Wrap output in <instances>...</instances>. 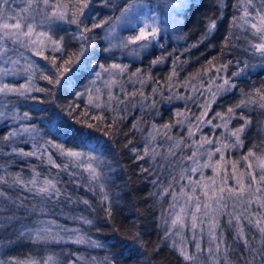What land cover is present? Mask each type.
Returning <instances> with one entry per match:
<instances>
[{"label": "trees", "instance_id": "obj_1", "mask_svg": "<svg viewBox=\"0 0 264 264\" xmlns=\"http://www.w3.org/2000/svg\"><path fill=\"white\" fill-rule=\"evenodd\" d=\"M75 2L76 0H61V5H69L70 11ZM124 2L125 0H111V4L117 5L114 9L111 4L105 7L102 0H92L85 14L99 23L109 16H118L119 7ZM161 2L173 6L177 0H146L152 7L156 5L159 8ZM251 5L248 0H188L183 8L174 11L175 25L171 29L174 35L166 34L161 37L153 46L143 50L136 61L119 60V54L114 50L108 53L103 51L109 47L105 35L110 25L88 33L85 56L65 75L75 85L73 92H84L92 85L93 68L100 71V64L105 67L112 63L127 65V70L119 78V85L126 88L127 95L114 99L110 104L104 103L97 108L88 103L89 96L76 97L59 87L55 89V96L35 91L28 98L18 95L2 98L5 101L0 103V112L9 107L8 109H20L23 114L29 113L30 125H35L38 129L37 135L41 143L53 140L65 150L85 152L89 151L90 146H96L99 151L108 149L104 153L105 163L98 165L103 173V192H100L79 183L74 177L70 178L67 172L48 163L47 155H51L56 164L67 162V158L57 148L45 144L49 153L32 163L31 158L20 154L21 150L30 152L28 148L18 146L13 136L4 139L13 132L11 126L6 122L0 124V177H3L0 192L4 193L0 196V260L4 264L9 261H19L20 264H32L36 261L44 264L48 257H52L55 264H193L192 261L183 259L167 233L165 218L169 198L164 196L167 186L160 175L158 162L153 159L148 148V140L151 135L164 129L165 125H170L167 130L180 125L179 118L185 112L175 109L173 102L180 85L191 86L197 83L206 87L215 81L222 83V77H230L232 72L238 70L235 62L239 59L246 61L249 67L242 76L232 78L235 87L216 98L207 119L216 126L220 117L224 120L232 118L234 130L241 126L244 128L241 132L242 155H248L250 150L257 156L264 154V108L260 107V103L264 101H260L256 93L257 89L264 92V61L258 55L253 56L249 45V42H259L252 35L254 30L250 25L239 26L245 8L254 17ZM213 21L215 28L208 32V25ZM92 22V19L85 21L88 27H91ZM76 31L75 24L65 21L58 22L50 30L54 39L64 38V51L44 52L49 60L37 56L36 88L51 87L41 78L40 69L50 70L53 56L60 63L70 53L79 50L81 42L72 39ZM160 56L165 57L163 62L153 65L152 61ZM229 61L232 63L226 71H217ZM242 66L241 64L240 67ZM174 68L177 75L172 76L169 81ZM137 69L141 70L140 74L134 76ZM149 76L151 79L146 78ZM140 79H144L143 84L137 82ZM145 87L147 89L143 93ZM249 94L256 102L236 107L241 100L249 99ZM33 96L37 99H31ZM69 103L76 106L73 115L77 119L85 113L93 117L103 116V121H94L100 125L99 131L95 128L84 129L86 133L91 131L94 137L100 138L99 145L96 140H92L90 146L82 147L81 139L85 138H70L62 133L58 134L60 125L82 127L75 124L68 115ZM229 108H233L231 116L228 114ZM216 113L221 116L217 117ZM113 119L116 120L114 126ZM105 131H112L113 135L105 136ZM211 131L212 128L207 127L202 133L209 136ZM145 148L149 149L147 154ZM132 149L136 151L133 152ZM137 155L144 158L138 159ZM32 169L34 172L37 169L42 179L59 173L57 186L62 195L48 197L38 194L35 189L29 191L33 187L31 184L25 187L23 183L15 182V177L19 176L27 183L32 176ZM104 193L107 200L104 199ZM84 201L88 203L85 204ZM81 217L91 220L92 224L84 223ZM48 220L63 225L68 222L73 225L78 223L83 227L82 232L87 239L96 240L102 246L88 249L74 243L35 240V230ZM222 231L226 234V252L234 264H249L250 261L257 263V259L254 260L256 255H259L264 264V251L259 249H264V243L252 239L249 227L244 229L243 238H238V235L233 238L226 226H222ZM136 233H139V243L131 239ZM245 239L248 240V246L245 245Z\"/></svg>", "mask_w": 264, "mask_h": 264}, {"label": "snow or ice", "instance_id": "obj_2", "mask_svg": "<svg viewBox=\"0 0 264 264\" xmlns=\"http://www.w3.org/2000/svg\"><path fill=\"white\" fill-rule=\"evenodd\" d=\"M41 2L43 5L47 8L50 7L51 11L49 14L46 15L45 19L48 20L49 25L51 26L52 23L56 21H65L69 24H75L77 31L73 34L72 39L79 40L80 48L75 53H70L68 55L67 59H62V62L57 63V58L53 56L51 58V66L52 68L49 69H40L41 72V78L46 80L48 84L51 86L48 89L44 88H36V89H30L29 87L25 85H21L19 88L10 86L9 84L5 83L0 85V94H7V93H17L20 96L27 97V93L29 91H39V92H46L49 96H55V89L57 87L61 89L67 90L70 94L81 97L85 94H88L89 99L88 103L93 104V96L92 92L93 89L86 88L84 92H73V88L75 85L72 83V80L69 76H66V73H69L70 69H72L73 65H78L81 62V58L85 56V53L87 52L86 42L88 41V33H91L94 29L97 28H104L105 25H110L108 32L105 35V39H109L112 37L113 33L116 32V28L118 25L123 24L127 29L131 30L134 34L123 38L119 44V47L121 48H129L130 45H136V48L131 49V53L139 56L140 53L146 49L150 44H152L154 41L158 39V37L161 34V28L159 26L158 21L160 20L159 16V7H152L148 3H146V0H125L122 7H119V15L118 16H109L103 20H101L99 23L95 22V20L90 17L86 16L85 10L89 8L90 4L92 3V0H76L75 4L71 5V10L69 11V5H64L63 9L60 4L56 5H50L49 0H23L24 7L17 10L16 8L11 7V5L14 3V0H0V56H7V53L9 49L5 47L6 42L11 41L13 45H19L20 47H23L25 49L31 50L34 55L36 56H42L45 60H49L48 56L44 55V49L50 44L52 46V49L54 52H61L64 51V38L60 37L59 39H54L53 36L49 32L44 31H37V28L39 27L33 21L35 20V17L31 15L33 10L39 11ZM105 7H109L111 4V0H102ZM248 3H251V0H248ZM111 6L115 9L117 5L111 4ZM167 7H172V4H167ZM185 4L183 3V0H177L175 7L177 8H183ZM83 18V19H82ZM92 19V25L91 27H88L85 23L86 20ZM111 22V23H110ZM43 23V22H41ZM234 25L236 24V20L234 18L233 21ZM244 25H250V28L254 31L252 32V35L258 39L259 42L252 43L249 42V45L252 49L253 56L258 55L262 61H264V12L257 11L255 17H251V14L248 12L247 8H245L244 16L240 18V24L239 26L243 27ZM215 28V22H211L208 25V32H211L212 29ZM227 42V40H226ZM90 46V45H89ZM195 47V45H193ZM112 45L109 44V47H106L103 49L104 52L108 53L111 52ZM247 51V49H246ZM22 55V53H21ZM11 58L9 57V60ZM165 59L164 56L157 57L155 60L152 61V64H159L162 63ZM179 58L177 57V60ZM18 61H12V63H17ZM175 63V61H174ZM232 63V61H229L228 64L222 65L220 69L217 71H226L228 66ZM237 69L236 71L231 73L230 77H222V83L219 84L216 87V92L212 93L213 99H215V96L217 93L224 91L227 92L231 88L235 87V83L233 81V77H240L244 74L245 70L249 67L248 63L246 61H240L239 59L236 60ZM243 65L240 67V65ZM33 65H29V69H31ZM100 71H95V68H93V72L95 74V79L91 81V84L95 85L96 80H100L103 73H108L110 77L115 75H122L127 70V65L122 64H116L112 63L105 67L104 64L98 65ZM29 69H26L25 71H28ZM113 70H117L114 72ZM140 69H137L136 73H133L134 76L140 74ZM6 72V70H5ZM46 72H50V74H46ZM177 75L175 68L173 69L172 75L169 77V81L172 79V76ZM147 79H151V77H146ZM30 79V78H29ZM137 82L143 84L144 79H140ZM117 81L115 79H109L105 80L104 84L106 87H111L112 85L116 84ZM155 92L156 89H153ZM193 91H196L195 88H193ZM95 92L99 93L100 89L95 88ZM257 95L260 98V101H264V92H261L260 90H256ZM135 95V93H133ZM31 99L36 100V97H31ZM112 99L111 92H109V100ZM96 100H99V96H96ZM44 102V101H41ZM254 103L256 102L251 98V95L249 94V99L247 100H241L239 104L236 105V107L241 106H247L248 103ZM101 105L99 103H95V107L99 108ZM74 104L69 103L67 106L68 108V115L72 117L75 124L82 125L81 128H74L72 125H60L58 126V134L62 133L64 136L70 137V138H85L81 139V146H90L92 140H96L97 145L100 144V138L94 137L92 135L91 131H88L87 133L84 131V129H96L97 131L100 130V125L97 123H94V121L100 120L103 121V116L100 117H93L88 116L87 113H85L80 118H76V116L73 115L75 112ZM207 107H210V105H206L205 109ZM260 107L264 108V103H260ZM41 111H45L44 109H41ZM233 113V108L228 109V114L231 116ZM178 115H180L178 113ZM207 115V110H205L202 113V116ZM217 117H220V113H216ZM24 119H31L29 116V113L25 112L23 114ZM242 119L244 117H241ZM198 124L195 125V127L198 128L199 123H203L202 119L200 117H197ZM208 123H211V120L208 121ZM248 123V121H246ZM116 124V120H112V125L114 126ZM226 126V125H225ZM133 127H136L133 125ZM165 128H169L170 125H165ZM244 128L241 126L240 128L234 130L231 135L235 137V144H227L222 143L220 147H217L215 149L216 153H219L220 160H224V149H227L229 147H234L239 144H241L240 140V133L243 132ZM24 133H38V129L35 125H31L29 127H24L22 130ZM17 132L9 133V136L4 137V139H9L11 136L17 135ZM105 136L111 137L113 135L112 131H105ZM193 135V132L191 129H189V136L191 137ZM171 139V137H169ZM202 142H199V147H203L204 143H214L212 140H208L207 138H201ZM177 142L176 147H179V144L181 143ZM194 144H196V141H193ZM45 144L59 149L60 154L67 158V162L63 164H56V162L52 159V156H48V163L55 168L61 169V171L67 172L70 178H73L78 175L75 171H70V168L73 169H80L82 168L85 172L88 173L89 181H99L101 177L103 176V173L99 170L98 165L105 163V157L104 153L108 151L107 148H104L103 151H99L96 146H90L89 151H80V150H65L61 144L56 143L53 140L45 141ZM47 149H45L46 151ZM15 151V149H13ZM40 151V149H37L33 152H23L21 150L20 154L24 156H33L36 155L37 152ZM133 152L136 151V149H132ZM149 151L148 148H145V154H147ZM153 154L155 155V150L153 149ZM171 152V149H169ZM174 154V153H173ZM40 155L43 156V152H40ZM213 153L210 151L208 153L209 159H211ZM197 156V152L194 151L192 153V156L188 157L189 160L193 161V164L195 165L190 169L192 173L201 172L200 180L192 181L191 176L185 177V175L181 174V179L187 178L189 183L193 185L191 187V193L192 195H188V193L185 192L186 186H181L180 194L184 197H186L185 203L188 205H191V208H185L184 206L180 207V211L174 215V218L171 220V227L172 228H178L183 229L186 226L185 217L190 215L191 217V228L195 230L200 224L203 223V221L199 220L198 213L201 212V210H204V214L207 215L208 210L213 208L215 212H220L224 207H226V200L233 199L237 202H239L242 205V211L232 212L229 213V225H232L235 221V227L237 229V235L238 238L244 237V228L243 224L241 223V220H247L249 224L255 225V227L258 229V231L261 234V241L264 243V214H260L259 212L252 214L249 213V208L252 206V204L255 202L258 205V209H264V155H261L259 157L256 156L254 152L251 150L249 151L248 155L245 156L243 159L248 160L249 157H253L257 160L256 168L259 169V175L255 173V171L248 172V173H242L239 177L236 176L235 172V165H233V173L232 178H235L236 180V186L235 187H229L227 186V180L229 177L227 174L223 175L221 177V183L219 185L216 184L215 180L209 179L207 182L202 183V181L205 180L202 169L203 168H212L213 173H216L217 168L216 166L205 163L203 165L199 164L198 161L195 159ZM138 159H143L144 157L142 155H137ZM219 163V161L217 162ZM249 168H253L252 164L248 165ZM146 171V169H144ZM188 171V170H185ZM39 173H35L30 181L27 183H24L22 179L17 176L15 177V182L17 183H23L25 187H27L28 184H31L33 187L29 189V191H32L35 189L38 194H43L48 197L56 196L59 197L62 195L61 189L57 186L59 183L58 177L59 173H57L54 177H45L42 181L39 180ZM247 176L249 179V183L245 184L243 182V177ZM175 179V178H173ZM0 181H3V177H0ZM70 182H74L71 181ZM255 185V187L253 186ZM171 188V184L169 185ZM101 191L103 192V185H100ZM200 189V193L197 194V189ZM165 193L168 192L167 189L164 190ZM4 193L0 192V196H3ZM173 200H176V195L173 191ZM203 197V199H202ZM104 199L107 200L108 197L105 194ZM209 201L211 204H209ZM85 204L88 203V201H84ZM175 205H173L174 207ZM235 207V206H234ZM110 215V212H109ZM253 215H255V220H253ZM83 219L84 223L86 224H92L91 220H88L86 218L81 217ZM219 227L218 219L216 216H213L212 222L209 227V233L212 236V240L215 241V252L218 253L221 248V244L224 243L223 237H217L215 235L216 228ZM202 230V229H201ZM67 231V230H66ZM74 232L76 230H73ZM29 235H32V233H29ZM51 235V228L50 227H44V228H37L35 230L34 239L37 241H41L46 239V236ZM167 235V233H166ZM55 239V237H53ZM131 239L134 242L139 243V233H136L131 237ZM77 244L82 243H89L90 246L93 247H101L102 245L96 241L91 239H86V237L77 234L75 237V240L73 241ZM245 245L248 246V240L245 239ZM175 246V245H174ZM196 248L198 251H200V245L197 244ZM180 255L183 257L185 261H195L197 257L194 254H190L185 248L180 247L179 248ZM209 254L214 255L213 250L209 248ZM225 259L227 261V253L225 252ZM0 264H4V261L0 260ZM8 264H20L19 261H9ZM32 264H39V262L33 261ZM44 264H55L52 257H48V259L44 262ZM215 264H219V261L216 260ZM227 264H231L230 261H227Z\"/></svg>", "mask_w": 264, "mask_h": 264}, {"label": "rangeland", "instance_id": "obj_3", "mask_svg": "<svg viewBox=\"0 0 264 264\" xmlns=\"http://www.w3.org/2000/svg\"><path fill=\"white\" fill-rule=\"evenodd\" d=\"M188 0H183V3L186 4ZM50 5H61V0H49ZM176 4V3H175ZM252 4L250 7L254 11V17L256 16L257 11L264 12V0H252ZM63 5V4H62ZM61 5L62 9L63 6ZM167 4L163 5L162 14H159L160 20L158 21L159 26L161 28V33L165 32L169 35H174L171 29L174 28L173 16L175 9H179L173 5L171 8L166 6ZM11 7L16 8L19 10L20 8L24 7L23 0H14V3ZM154 7H157L156 5ZM51 11L50 7H45L43 3L40 4L39 11L33 10L31 15L35 17L33 23L38 25L37 31H44L50 32V30L55 26L58 22L56 21L49 25L47 19H45L46 15L49 14ZM43 22V23H41ZM134 33L127 29L123 24H120L116 28V32L113 33L112 37L107 39L109 44L112 45V50L116 51L119 60L126 59L129 61H136L138 56L131 53V49L136 48V45H130L129 48H121L119 44L123 38L129 37ZM5 47L9 49L7 56H0V85L2 84H9L10 86L19 88L21 85H25L30 89H36L35 83V75L38 72V67L36 65V55L33 54L31 50L25 49L20 47L19 45H13L11 41L6 42ZM145 50V49H144ZM46 51H53L52 46L49 44L45 49ZM22 53V55H21ZM9 57L11 58L9 60ZM12 61H18L17 63H12ZM33 65L31 69H29V65ZM29 69L28 71H25ZM6 70V72H5ZM116 72L117 70H113ZM121 75H115L110 77L108 73H103L100 80H96L95 85H91V89H93L92 96L94 103H99L100 105L110 104L114 99L120 98L123 95H127L126 88L121 87L119 85V78ZM30 78V79H29ZM95 79V74L93 75V79ZM115 79L117 81L116 84L112 85L110 88L106 87L104 84L105 80ZM221 84L217 81L212 82L209 86H202L201 84H192L191 86L180 85L179 89H177V97L174 98V108L182 109L185 114L179 118L181 123L178 127L172 130H167L166 128L162 129L161 131H157L148 140V148L153 154V149L155 150V155L153 154V159H156L158 162V167L160 171V175L162 176L165 185L167 186V193H164V196H168L169 198V206L165 218V222L168 227L167 233L171 236L174 243L178 247L185 248L190 254H194L197 259L192 261L193 264H215V261L218 260L219 264H227V261H230L231 264L234 262L231 260L229 254L226 252L225 243L221 244L220 251L218 253L215 252V241L212 240V236L209 233V227L212 222L213 216H216L218 219L219 227L215 230V235L217 237H223L225 241V232L222 231V226H226L228 231L232 233V237L234 238L237 235V229L235 227V221L232 225H229L228 221L230 219L229 213L232 212H241L242 205L233 200L228 199L226 200V207H224L220 212H215L213 208L210 207L208 210L207 215L204 214V210L202 209L200 213H198L199 220L203 221L200 226H198L195 230L191 228V217L190 215L185 217L186 226L183 229L172 228L171 227V220L174 218V215L180 211V207L184 206L185 208L190 209L191 205L185 203L186 197L180 194L181 186L185 187V192L188 195H192L191 193V185L187 178L181 179V174L183 173L185 177L191 176L192 181L200 180L201 172L192 173L190 169L194 167L192 160H189L188 157L192 156L194 151L197 152L196 160L199 164L203 165L205 163H210L216 166L217 171L213 173L212 168H203L202 173L205 178L202 183L207 182L209 179L215 180L216 184L219 185L221 183V177L225 174L229 177L227 180V186L235 187L236 180L232 178V173L234 171L233 165H235V172L236 176L239 177L242 173H248L255 171L257 175H259V169L256 168L257 160L253 157H249L248 160L243 159L245 154L242 155L241 152V144L229 147L224 149V160H220L219 153L215 152L217 147H220L222 143L227 144H235V137L231 135L234 131L231 125L232 118H226V120L222 119L221 117L218 120L216 126H213L212 121L208 123V114L210 111L211 106L215 102L216 98L223 94L224 91H221L216 94L215 99L212 97V93L216 92V87ZM95 88H99L100 92L96 93ZM193 88L196 91H193ZM35 91H29L26 95L27 97L33 94ZM109 92H111L112 99L109 100ZM17 93H7V94H0V103L5 101L2 99L3 97H10L16 96ZM99 96V100H96V96ZM20 96V95H18ZM88 98V94H85ZM25 98L24 96H20ZM3 100V101H2ZM206 105H210L205 109ZM9 108V107H8ZM4 108L0 112V124L1 123H8L9 126L13 129V132H17L18 134L13 136L15 143L18 146H24L23 149H29L30 152L36 151V155L33 156H26L31 158V162H35V159H41L40 152H43V156H46L49 151L48 147L41 143L40 138L38 137L37 133H24L21 130L24 127H29L30 121L29 119H24L23 112L20 109L16 108ZM207 110V115L202 116V113ZM197 117H200L203 123H199L198 128L195 125L198 124ZM226 125V126H225ZM212 128L211 135L205 136L203 130L205 128ZM189 129L192 130L193 135L189 136ZM203 132V133H202ZM240 140H241V133ZM171 137V139H169ZM207 138L208 140H212L214 143H204L203 147H199V142L201 138ZM179 147H176L177 142H180ZM193 141L197 143L194 144ZM45 149H47L45 151ZM171 149V152L169 151ZM212 152L213 155L211 159H209L208 153ZM174 153V154H173ZM264 155V154H263ZM48 156L46 158L48 159ZM257 156V155H256ZM261 156V155H260ZM259 157V156H257ZM219 161V163H217ZM252 164L253 168H249L248 165ZM99 168V167H98ZM100 170V169H99ZM188 170V171H185ZM70 171H75L78 173L76 178L79 183L85 184L88 187H91L95 190L100 192L101 188L100 185L103 184V176L99 181H89L88 173L85 172L82 168L80 169H73L71 168ZM32 176L29 178L30 181L35 173H39L37 169L34 172V169L31 170ZM40 174V173H39ZM175 178V179H173ZM243 182L245 184L249 183L248 177L245 175L243 178ZM39 180L42 181V177L39 175ZM171 184V188L169 185ZM255 187V185H253ZM1 190V189H0ZM175 193L176 200H173L172 193ZM200 193V189H197V194ZM203 199V197H202ZM209 204L211 202L209 201ZM173 205H175L173 207ZM235 206V207H234ZM259 212L260 214H264V209H258V205L254 202L252 206L249 208V213L255 214ZM255 215H253V220H255ZM243 224V228H250L251 229V237L252 239H258L261 242V234L258 229L255 227L254 223L249 224L247 220H241ZM82 224V222H80ZM50 227L51 228V235L46 236V239L43 241L51 242V243H74L75 237L77 234L83 235V227L80 225L75 224L73 225L71 222H68L66 225L60 224L58 222H52L48 220V222H43L39 228ZM202 229V230H201ZM67 230V231H66ZM73 230H76L75 232ZM235 235V236H234ZM55 237V239H53ZM85 237V236H84ZM87 239V237H86ZM77 244V243H74ZM200 245V251L197 250L196 245ZM80 246H85L86 248H94L90 246L89 243H82L78 244ZM209 248L213 250L214 255L209 254ZM260 250L263 248L259 247ZM225 252L227 253V261L225 259ZM257 259V263L250 261L249 264H262V260L259 255L254 256V260Z\"/></svg>", "mask_w": 264, "mask_h": 264}, {"label": "bare ground", "instance_id": "obj_4", "mask_svg": "<svg viewBox=\"0 0 264 264\" xmlns=\"http://www.w3.org/2000/svg\"><path fill=\"white\" fill-rule=\"evenodd\" d=\"M156 4V3H155ZM161 5V6H160ZM159 6H160V8H159V13L158 14H162L161 13V11H163V5H164V3L163 2H161V4H160ZM161 37H165V32H162L161 34H160V36L158 37V39L156 40V41H154L152 44H150L148 47H147V49L148 48H150L151 46H153ZM37 58V57H36ZM147 89V87H145L144 88V90H143V93H145L144 91ZM105 194V193H104Z\"/></svg>", "mask_w": 264, "mask_h": 264}]
</instances>
